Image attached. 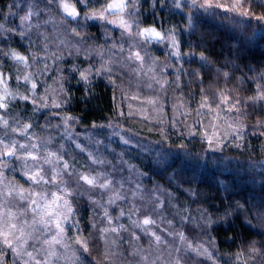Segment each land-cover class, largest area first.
Listing matches in <instances>:
<instances>
[{"label": "trees", "instance_id": "trees-1", "mask_svg": "<svg viewBox=\"0 0 264 264\" xmlns=\"http://www.w3.org/2000/svg\"><path fill=\"white\" fill-rule=\"evenodd\" d=\"M68 2L80 13L77 20L66 19L56 0H0V72L6 76L1 86L8 105L0 116L11 122L8 127L0 123V135L7 139L14 135L12 125L28 123L40 143L73 157V175H64L74 212L65 236L77 264H175L177 257L181 264H264V102L249 99L258 88L264 90V21L193 7L192 0H129L126 12L135 28L154 27L168 37L151 43L87 19L83 5ZM112 2L89 0L87 12L99 13ZM29 9L34 13L30 26L21 22ZM245 10L264 15V0H249L240 11ZM136 51L148 70L158 66L152 85L142 77ZM13 52L26 62L14 60ZM205 97L211 111L200 107ZM237 100L239 111H229ZM66 117L73 118L76 130L91 131L89 139L68 137ZM206 127L223 135L212 140L211 148ZM76 157L98 170L112 168L97 175L109 187L92 188L83 181L77 186L81 166ZM26 169L23 156L17 157L0 189L9 180L15 197L20 188L28 194L33 188L51 189L28 181ZM43 171L51 176L50 167ZM145 216L156 221L145 227L166 243L153 242L134 223ZM76 238L86 240L88 251ZM24 259L0 246L2 264H23ZM60 259L54 264H64Z\"/></svg>", "mask_w": 264, "mask_h": 264}, {"label": "snow or ice", "instance_id": "snow-or-ice-1", "mask_svg": "<svg viewBox=\"0 0 264 264\" xmlns=\"http://www.w3.org/2000/svg\"><path fill=\"white\" fill-rule=\"evenodd\" d=\"M58 7L60 10L64 13L65 18H70L71 20H77L80 17V13L76 10L75 6L68 2V0H56ZM78 3L83 5L85 7V16L87 19H100L104 20L106 18V14H115V10L122 11L126 4L124 0H113L112 3H107L106 8L100 12L96 13L93 12L89 14L87 12V7L89 0H77ZM249 2V0H235V2L231 5H225L220 3H213L212 0H204L203 3H198V0H192L193 7H201L207 9L212 8H221L225 11L230 12H236L243 16H252L253 18L259 19L261 21H264V15L256 16L254 12L245 10L240 11L241 9L245 8V5ZM38 15V13H36ZM34 13L29 9L21 18L22 24L29 25V22L32 18ZM110 23H115L114 21H109ZM121 26L125 27L126 29H130V25H127L123 20L121 21ZM0 28H3V25H0ZM75 32L77 36H79V32H77L75 29L72 30ZM140 35H155L156 37H159L160 39H163V37H160V34L158 32H155L154 29L149 30L145 29L143 33H138ZM21 35H25V33H21ZM175 45V42H173ZM12 58L20 63L26 62V57L20 56L16 53H10ZM133 57H129V59H132ZM134 59L143 61V57L140 56L139 53H135ZM110 71V69H108ZM81 78L84 80H87V76L84 73H81ZM6 79V76L3 72H0V83L4 82ZM24 80L26 83H31V87L35 89L36 84L31 81V78L29 76H25ZM24 100H28V96L21 97ZM227 97L221 98V103L227 102ZM251 101L255 102H264V90L257 91L256 96L249 98ZM7 100V97L0 98V109L7 110V103L5 102ZM35 103V101H33ZM149 103H155V101H149ZM239 100L236 101V103L232 104L228 110L232 111L235 109L236 111H239V109L236 107L237 104H239ZM47 106V105H45ZM53 107H59V104H53ZM201 108L207 107L211 111V105L207 103V98H202V102L200 105ZM199 111V109L197 110ZM218 115V114H217ZM73 119L72 117H66L65 121ZM0 123L4 127H8V121L3 118V116H0ZM264 126V125H261ZM26 128L31 127V125H25ZM12 131H16L15 129H12ZM195 134V133H193ZM239 134V132H237ZM205 139L207 140V143L209 147H212V144L214 143L211 139L207 138V133L204 134ZM261 135H264V132L261 133ZM128 141L126 140L125 143ZM0 144H3V151H0V158L2 157H11L16 154L17 145L13 142L11 144H5L3 140H0ZM237 147L240 145L237 144ZM20 148H25L26 146L21 144L19 145ZM33 148H36L37 145H32ZM183 147V145H181ZM215 150V149H212ZM29 156L32 160L36 161L38 160V157L36 155H33L32 153H29ZM50 156L56 157L57 159H60V157L56 153H50ZM45 163H52L51 159H46ZM42 168V165H37L36 169L33 170L32 174L28 176V179L31 180L34 184H54L56 187L60 190V192H63L64 195L71 196L72 193L67 190V183L68 181L65 180L63 177L65 174L67 176L71 177L73 175V172L69 169L68 163L65 161L63 163V170L60 172H53V174L46 179L44 175H41L40 169ZM77 179V186H79L80 181H83L86 185L92 187V188H104L107 189L109 187L110 182L105 183H99V177L93 176L89 177L87 175H83L80 173L76 174ZM59 177V180H58ZM61 185H64L65 187H61ZM4 195V194H0ZM7 196H11L12 193L8 192L6 194ZM51 199H49V194L44 192L43 190L39 192H29L28 196L31 197V199L28 200V209H31L32 217L31 222H29L28 219H24L20 223H17L19 221V216H17L16 212H14L11 208H4L3 205H0V246L6 247L8 249H11L12 252L16 255V257L23 258L27 257V259L23 260V264H54V260H58L59 257L57 256L56 246L62 244V234L65 231V227L63 225L68 224L69 217L74 216L73 208L71 207L68 200L64 199V196L58 195L56 192H53L50 194ZM123 199V197H120ZM20 199L25 200V196L23 194H20ZM63 202L62 205L60 202ZM43 202V203H41ZM64 207L66 209V212L61 213L59 211H56L59 207ZM25 209V212L28 210ZM139 211V209H137ZM155 211V208L153 209ZM123 215V213H121ZM21 215H24V213H21ZM107 215V213L105 214ZM137 223V226L143 227L145 234L150 235L154 238L155 243H166V241L162 240V237L160 235H157L155 231H152L151 228L145 227L150 225H155L156 221L151 219L150 216H145L141 221L134 222ZM26 225L28 228L31 229V231L26 232L25 228L21 226ZM69 226H75V225H69ZM50 229H54V232L49 236L48 231ZM44 232L45 239L42 241L39 239L38 236H35L34 233L37 232ZM115 231V229H113ZM180 239L183 240L184 236L183 234H179ZM139 239V237H136ZM33 241V247H35V244L39 243L42 246H46L44 248V251L46 252L45 257L37 258L39 256V251L36 252V255L33 254V251H28L27 246L29 245V241ZM75 243L78 244L82 251L86 252L88 251V246L86 240H82L80 238H76ZM66 247V245H63ZM191 247V245H189ZM177 251H179L177 249ZM78 259V258H77ZM144 260H147V257H143ZM0 264H2V261H0ZM175 264H181V259L179 257L176 258Z\"/></svg>", "mask_w": 264, "mask_h": 264}, {"label": "rangeland", "instance_id": "rangeland-1", "mask_svg": "<svg viewBox=\"0 0 264 264\" xmlns=\"http://www.w3.org/2000/svg\"><path fill=\"white\" fill-rule=\"evenodd\" d=\"M124 2H125L126 7H127L129 0H124ZM126 7L122 11L115 10V14H106V18L104 20H101V21H105V22H107L108 25H110L112 27H117L118 29L123 30L128 35V37H130V38H133L135 36L137 39L141 40L142 42H151V43L152 42H158L159 43V42L166 41L165 39L168 37L164 33H162L160 30H158L154 27L135 28L132 18L128 17V15H127ZM122 20L127 25L131 26L130 29H126L125 27L121 26ZM109 21H114L115 23H110ZM145 29H149V30L154 29L155 32H158L160 34V37H163V39H160L159 37H156L155 35H140V34H138V33H143V31ZM169 42L171 44V47L175 50L173 53V55L175 56L176 53L178 52V50H176L177 45H176V41H175L174 37L171 36L169 39ZM173 42H175V45ZM135 53H139L140 56L143 57L142 62L140 60H137L138 61L137 65H138V68L140 67L139 70H140L144 80L147 82L148 85H152L153 81L156 80L157 75H158L157 64L154 63V68L148 70L146 67L144 55H142L140 53V51H136ZM2 87L3 86H1V83H0V98H4ZM136 110L140 111L141 107L137 106ZM213 123H216V122H213ZM213 123H211V124H213ZM10 124H11V122L8 125H10ZM25 125H29V124L28 123H26V124L25 123L24 124L16 123L15 125H12V126H14V127H12V129H15L16 131H14V135H12L11 137L8 136L7 139L0 135V140H3L5 144H11L14 142L17 145L16 154L14 156L0 158V187H1V184H6V179H5L6 174L12 168L14 160L19 156H23L24 164L27 166V169H26L27 174L25 176L27 180H28V176L32 174L33 170L36 169L38 164L42 165V168L40 169L41 175H44V177L46 179H48L49 177H48L47 173L45 171H43V167H50L51 175H52L54 171L60 172L63 170V163L65 161L68 163L69 167L71 166V161H72L73 157L70 159H67L65 157V155L63 153H61L60 150L56 147V145H55V148H52L49 145L45 144L44 142L40 143L36 138L35 130L32 127L26 128ZM116 125L119 127L117 130L118 134L122 133V130H123L121 127L122 124L117 123ZM63 127H64L63 132L70 138L72 137V135L77 134V135L81 136V139L82 138L84 139L81 141H85V140L89 139V137H90L89 135H91V131L83 132V131L76 130V127L71 124L70 120L64 121ZM109 129L112 130V128H109ZM198 129L199 128H197L196 130H193L192 134L193 133L196 134ZM112 131H114V130H112ZM206 133L208 134L207 135L208 138H210L211 140L221 139L223 136L220 134L219 130L216 127H212L210 129H208L206 127ZM81 141H76L78 147L82 151L88 152V149L86 148V146ZM21 144L25 145L26 147L20 148L19 145H21ZM32 145H37V147L33 148ZM60 145L62 147H65L63 144H60ZM3 150H4L3 144H0V151H3ZM29 153H32L33 155H36L38 157V160L34 161L33 164L30 163V160H32V159L30 158ZM50 153H56L60 157V159H57L56 157L50 156ZM68 157H70V156H68ZM46 159H51L52 163L51 164L45 163ZM75 160H76V163H78L81 166V174L87 175L89 177L97 176L100 173H102V175H103V173H104V175L107 173L109 174V171L112 170V168H101L100 167L99 168L100 171H99L98 169H95L92 166H90L89 163L84 161L82 158L76 157ZM92 161L97 162L98 160L92 159ZM29 167H31V168H29ZM83 169H84V171H83ZM18 171L20 172V168H18ZM58 180H59V177H58ZM28 181H31V180H28ZM46 185L51 187V189H48V188L43 189L44 192L49 194V199H51L50 194L53 192H56L58 195L64 196V199L68 200L70 203V198H71L70 196L64 195V193L60 192V190L54 184L50 183V184H46ZM61 187H64V185H61ZM0 190L4 193L2 198L5 199V201L1 202V205H3L4 208H11L14 212H16L17 216H19V218H20L19 221H17V223H20L24 219H28L29 222H31L32 213H31V209H28V200L31 199V197L28 196V193L26 192V190L20 188L17 191L18 196L15 197L16 195H14V193L16 191H15L14 187L12 186V183L10 182V180L7 181V188L0 189ZM39 191H41L39 188H33L32 192H39ZM8 192H11L12 195L7 196L6 194ZM124 192H127V190L125 189ZM20 194H23L26 199L21 200ZM116 201L117 200L113 201L114 205L118 204ZM41 203H43V202H41ZM62 203L63 202L61 201L60 204L62 205ZM18 209H21L20 211H23V212L25 209H28L27 211H29V212L28 213L24 212V215H21V213H23V212H19ZM56 211L64 213V212H66V209L61 206V207L57 208ZM120 213H124V209H122L120 211ZM66 225L67 224H65L63 226L66 227ZM21 226L25 228L26 232L31 231V229L28 228L26 225L21 224ZM152 231H155V230H152ZM53 232H54V229H50L48 231V235L50 236ZM115 232H117L116 229H115ZM107 234L114 237V238L116 237L113 233L108 232ZM34 235L38 236L41 241L46 238L43 231L34 233ZM65 235H66V232L64 231V233L62 234V237H61L62 244L56 246L57 256L59 257V259L57 261L58 262L61 261V259H60V257H61L64 264H77V261H76L77 258L69 250V247L63 246V245H66V240H67ZM32 245H33V241L30 240L29 245L27 246V250L33 251L34 255H36V252L39 251V256L37 257L38 259L46 256V252L44 251V248L46 246H42L39 243L35 244V247H33ZM42 254L44 256H41ZM122 255L123 254H117V256H121V257H122ZM152 257L157 259V254L153 253ZM154 264H167V263L164 261H157L156 260L154 262Z\"/></svg>", "mask_w": 264, "mask_h": 264}]
</instances>
